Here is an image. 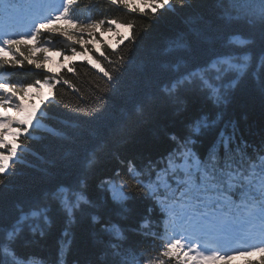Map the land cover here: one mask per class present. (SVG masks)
Instances as JSON below:
<instances>
[{
  "label": "trees",
  "instance_id": "16d2710c",
  "mask_svg": "<svg viewBox=\"0 0 264 264\" xmlns=\"http://www.w3.org/2000/svg\"><path fill=\"white\" fill-rule=\"evenodd\" d=\"M158 1H69L54 27L128 32L54 72L45 41L63 47L44 25L0 46L15 94L52 79L19 145L0 148V264H187L165 240L167 205L264 209V0ZM29 9L0 0V28Z\"/></svg>",
  "mask_w": 264,
  "mask_h": 264
},
{
  "label": "rangeland",
  "instance_id": "374dc122",
  "mask_svg": "<svg viewBox=\"0 0 264 264\" xmlns=\"http://www.w3.org/2000/svg\"><path fill=\"white\" fill-rule=\"evenodd\" d=\"M62 1L63 0H33V9L39 15L50 18L51 11H58L62 5ZM127 2L130 6H137L140 9H155L160 5V1L158 0H127ZM45 29L51 34H54L55 41L63 47L62 49H55L52 46L51 40L45 41L44 68L48 72H54L60 69L69 61L82 59L84 53L89 48L87 44L97 51L98 45L101 43H105L112 47L124 39L128 32V26L114 21H109L105 29L100 28L97 24H92L87 28L68 25L65 29L53 28V26L47 25ZM95 33H98L99 37L96 41L94 40ZM51 80L50 77L37 82L33 86L27 87L22 96L14 93H5L4 89L0 87V96L6 100L12 101L11 105L6 106L11 107L13 110L11 119L18 120L16 128L10 127L9 122L3 123V118L0 120V148H6L7 144L17 146V137L33 126L35 123L33 117L39 112L41 101L50 95L52 87ZM9 109L10 108H5L0 110V113H5ZM14 109L16 112L23 110L21 120L16 118L18 113H16ZM19 126H21V128ZM9 159V154L0 150V170H4ZM179 168L186 170L188 168L186 161H183L179 165ZM258 183L262 185L260 188L264 191V180H258ZM240 205L243 208V212H250L251 209L254 211L257 210L256 207L244 203ZM167 209L170 210V213L174 210L171 205H167ZM179 211L180 213L186 212V209L181 208ZM257 214L259 218H264V212L257 211ZM248 216L251 215H247L246 219L241 222H226L218 229L217 227L211 226H209L208 229H202L200 226L193 224L184 235L177 232L178 248L182 251V259L187 261L188 264H205L204 255H209L210 258L207 260L209 264H219L221 259L228 254L229 249L242 252L260 250V253L252 255V258L257 264H264V238L262 239L260 236L252 234L253 231L248 229V226L254 222ZM169 225H171V222L168 218V220L165 221L166 241L172 239L171 231L168 228ZM249 241L252 243L249 244L251 246H248ZM244 243H247V245L244 246ZM248 255L234 257L230 259V261H227V264H246V257Z\"/></svg>",
  "mask_w": 264,
  "mask_h": 264
},
{
  "label": "snow or ice",
  "instance_id": "6c2138e0",
  "mask_svg": "<svg viewBox=\"0 0 264 264\" xmlns=\"http://www.w3.org/2000/svg\"><path fill=\"white\" fill-rule=\"evenodd\" d=\"M0 87H2L4 89L5 93H14V87L10 84L0 85ZM11 104H12L11 100H6L2 96H0V110H3L5 108H11V107H6V106L11 105ZM15 112H16V110H15ZM16 113H18V115L16 117H22L23 110H21L20 112H16Z\"/></svg>",
  "mask_w": 264,
  "mask_h": 264
},
{
  "label": "bare ground",
  "instance_id": "6f19581e",
  "mask_svg": "<svg viewBox=\"0 0 264 264\" xmlns=\"http://www.w3.org/2000/svg\"><path fill=\"white\" fill-rule=\"evenodd\" d=\"M12 113H13V110L11 108L5 113H0V120L3 118L4 119L3 123L9 122L11 124L14 121L10 117L12 115Z\"/></svg>",
  "mask_w": 264,
  "mask_h": 264
}]
</instances>
